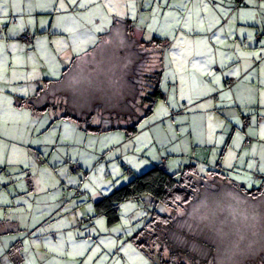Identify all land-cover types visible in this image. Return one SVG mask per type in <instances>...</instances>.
Segmentation results:
<instances>
[{
	"label": "crops",
	"instance_id": "0c3cea01",
	"mask_svg": "<svg viewBox=\"0 0 264 264\" xmlns=\"http://www.w3.org/2000/svg\"><path fill=\"white\" fill-rule=\"evenodd\" d=\"M263 1L0 0V262L84 264L90 253L84 245L99 243V235L108 232L97 226L94 203L162 160L171 173L193 163L202 176L210 178L213 170L248 189L259 186L264 181V8L255 3ZM119 19L133 22L137 38L149 45L154 37L164 40L163 47L151 49L160 51L163 97L140 119L138 133L118 136L114 148L125 174L110 172L109 184L88 188V198L77 202L66 190L67 183L78 186L66 166L78 163L88 174L93 152L82 142L101 132L62 118L54 106L34 112L17 98L41 87L53 97L50 87L59 85L64 93L63 83L75 69L78 82L83 73L89 75L83 61L112 47L116 32L124 34L114 29ZM26 31L34 35L31 44L19 39ZM48 80L58 83L47 86ZM53 168L56 184L37 187L41 171ZM124 203L135 213L154 206L147 196ZM119 242H109L108 264L117 251L124 252L123 264L144 258L134 242L129 251Z\"/></svg>",
	"mask_w": 264,
	"mask_h": 264
},
{
	"label": "rangeland",
	"instance_id": "374dc122",
	"mask_svg": "<svg viewBox=\"0 0 264 264\" xmlns=\"http://www.w3.org/2000/svg\"><path fill=\"white\" fill-rule=\"evenodd\" d=\"M249 1L254 3V0ZM199 2L201 3V1ZM200 5L205 6V3ZM255 5H261L262 8H264V1L260 4L255 3ZM193 19L194 18L191 16V19L188 21ZM135 36L137 37L136 34ZM109 43L112 46L111 50L107 48L102 49L104 51L101 50L102 53L99 56L91 57L88 63L87 61H83L89 75L81 72L83 75L80 77L81 81L78 82V80L76 81L75 79L76 69L74 72L70 73L69 77L63 83L65 92H68L67 96L65 92H62V88L59 85L50 87L49 93H51L52 96H56L52 103H54L58 113L63 114L70 107L80 112L97 110L95 102L101 97L104 98L108 96L118 98L122 96L121 98L125 99V94H127H124L125 88L127 91L133 89L131 85L126 82L125 79L127 76H125V73L128 69L132 68H137L138 73L140 74L141 72L142 74L144 72V76L146 77L141 79L140 76L137 75L136 81H142L141 87H139L140 89H137L138 87H136L135 90H131L132 94L130 96L133 97L139 95L136 99L137 107L135 110H137V112L144 114L147 110L149 105L145 102L146 98H148L149 94L154 91L157 85L155 73L159 71L161 65L159 60L161 57L160 51H151V53L146 52L145 56L140 54L142 55V58L145 59L144 63L140 65L137 63L139 55L126 49L128 46L124 34L116 32V35L111 38ZM95 59L97 61H95ZM140 96L143 97V100L142 98H139ZM96 113L98 115H95L92 118L94 124L100 123V116L102 115L103 110H98ZM59 123H62V121ZM68 124L71 123L68 122ZM58 128L59 126H56L53 130L58 132ZM67 128L71 129V126L68 125ZM69 133H71V131H66L64 133V138L71 142L73 140V135H70ZM121 133L125 134L126 131L123 129L104 130L101 133L89 134V139L83 140L82 146L85 149L90 148L93 152L91 156L87 157L91 165L88 174L86 173L85 168L81 169V174H79L80 172L78 174L73 173L71 170V162H68V166H66L67 171L69 172L68 177L75 175L74 177L77 178L78 182V186L74 188L71 184L67 183L66 190L67 192L73 193V200L77 199V202H81L88 198V194L83 198H79L77 196V191H81V193L85 195V191H90L88 188L92 187V189H94L93 187L96 186L100 188L103 185L106 186L109 184L107 179L110 178L108 175L110 172H121L125 174L126 168H124L123 163L117 158V150L119 149L114 148L118 136ZM97 145H99L98 151L95 150ZM70 148L74 151L77 150V148L73 146ZM42 163L43 161L37 162L39 165ZM109 165L110 168H107ZM54 169L55 168L49 173L46 170L41 171L36 186L53 187L57 182ZM217 182L222 183V179H217ZM210 188L212 191L217 189L214 186H210ZM222 190L223 192L220 194L221 198H216L217 201H214L213 199L209 201L210 197L203 196L204 198H202V201L199 200L196 203H191L187 208L185 207L186 210L176 208L175 228L177 229L178 234L181 236L180 232L188 230L189 232H193V234H195L194 236L198 235L197 232L202 233L203 235H208L209 237L207 238L206 236L203 240L211 242L216 249L214 251H209L204 248L198 252V255L209 256L211 253L212 257L210 258L209 264H212V258H217L215 264H242L246 261L251 262V259H256L257 257L261 258L264 255V196H261L257 200H253L245 199V197L243 198L241 196L238 197L237 194L234 193L235 197L232 196L233 194L231 197H233L235 201L227 202L226 195L228 190H225V187L222 188ZM221 195H225V198L223 199ZM124 204H126V209L121 212L120 221L113 226H108L105 217L102 215L97 217L96 221L98 228L101 229V231L108 232L102 237L99 235V243L93 241V244L89 243L92 245H84L86 247L89 246L87 247L86 252H90L83 259L84 264H108L107 262L111 260V255L108 253L109 248L107 247L112 239L114 244L115 240L116 243L120 241L118 244L120 249H125L127 251L128 249L126 247H134L131 237L151 219V210L154 209V206L147 211L146 207H142L141 211L136 212V214L134 210L130 209L129 203ZM166 211L168 213L172 212L169 208ZM134 213L136 214L135 218H133ZM221 213L224 214V216L221 215ZM194 222L199 223H197L196 226H192ZM124 236L128 237L121 241ZM178 239L181 238L178 236ZM159 250L160 247L157 248V251ZM137 251L144 258L133 264H152L150 259H148L142 251L140 252L139 249ZM121 253L123 254L124 252H116V258L112 264H123L121 262L123 261ZM168 254V250H165L166 257H168Z\"/></svg>",
	"mask_w": 264,
	"mask_h": 264
},
{
	"label": "trees",
	"instance_id": "16d2710c",
	"mask_svg": "<svg viewBox=\"0 0 264 264\" xmlns=\"http://www.w3.org/2000/svg\"><path fill=\"white\" fill-rule=\"evenodd\" d=\"M114 29L124 32L128 46L126 49L139 55L137 63L140 65L145 61L142 55L145 56L146 52L151 53L152 47H163L164 40L159 37H154L150 45L143 39L137 38L134 33V24L128 19L117 20L114 24ZM111 48L112 47H109L110 50ZM68 69L65 70V73H68L71 68ZM141 74L138 73L137 68L128 69L125 73V76H127L125 79L126 82L133 88L129 91L125 88L124 94L127 93L125 94V99L121 98L122 96L118 98L108 96L104 98L101 97L95 102L97 110L80 112L70 107L61 117L72 119L80 125L83 124L86 130L92 132L123 129L126 131L127 136L135 135L139 132L138 122L140 119L143 116L150 115L156 102L163 97L162 91L158 86L160 78V72L158 71L155 73V78L157 79L156 88L149 94L145 101L149 107L144 114H140L135 110L137 107L136 99L139 95L133 97L130 95L132 94L131 90H135L136 87L140 89L139 87H141L142 81H136L137 75H139L141 79L146 77L144 76V72L142 75ZM47 83V86H49L51 83L58 82L48 80ZM47 95V89L44 90V88L41 87L35 90L29 97H18L17 100L21 105L27 104L32 111L38 113L43 110H49L52 106L55 107L54 103L52 104L55 96L49 97ZM139 98L143 100V97L140 96ZM98 110H103V113L100 116V123L94 124L92 118L98 115L96 113ZM162 164L163 160L154 167L134 176L127 184L115 189L110 194L96 201L94 203L95 210L98 215H102L106 218L108 225L113 226L120 221L121 216L119 208L121 204L130 199H140L143 196H148L154 202L152 217L148 223L131 238L138 249L142 251L153 264H209L210 258L212 257L211 253L209 256H199L198 252L204 248L209 251H214L216 249L215 246L211 242H208V240H203V238L206 236L208 238L209 236L203 235L202 233L197 232L198 235L194 236L195 234H193V232L183 230L180 232V236L175 228L176 208L186 210L191 203H196L199 200L202 201V198H204L203 196L210 197L209 201L212 199L217 201L216 198H221L220 194L223 192L222 188L224 187L225 190H228V192L226 191L227 202L235 201L233 198L235 197L234 193H236L238 197L241 196L243 198L245 197V199L257 200L261 196H264V181L259 186L248 189L231 182L222 172L211 170L209 172L211 173L210 178L202 176L199 174L197 166L193 163L184 166L175 173L168 171L166 160L165 167H163ZM219 178L222 179V183L217 182ZM210 186H214L218 190L213 189L215 191H212ZM80 193L81 191H77V196L79 198L86 196L85 192V195ZM231 195L233 197H231ZM221 196L223 199L225 198V195ZM168 208L171 209V213L166 211ZM221 215L224 216L222 213ZM89 220V217L84 218V221ZM197 223L194 222L192 226H196ZM178 236L181 239H178ZM158 247H160L159 251H157ZM165 250L169 252L168 257L165 256ZM212 259V264H215L217 258ZM250 261L251 262L246 261L242 264H264V255L261 258L257 257ZM0 264H2V262H0Z\"/></svg>",
	"mask_w": 264,
	"mask_h": 264
},
{
	"label": "built area",
	"instance_id": "2783aa9c",
	"mask_svg": "<svg viewBox=\"0 0 264 264\" xmlns=\"http://www.w3.org/2000/svg\"><path fill=\"white\" fill-rule=\"evenodd\" d=\"M1 32H2V30H0V33ZM19 39L25 43L31 44L34 42V35L31 32L26 31L19 36ZM227 83L231 84L232 80L227 81ZM249 123H250L249 118H245L244 122H243L244 127H247L249 125ZM251 141H252L251 138H248L246 140V143L249 144V143H251ZM162 166L165 167V160L163 161ZM71 170L73 173L78 174L81 171V167L78 163H71ZM80 194L83 195V193H80Z\"/></svg>",
	"mask_w": 264,
	"mask_h": 264
}]
</instances>
